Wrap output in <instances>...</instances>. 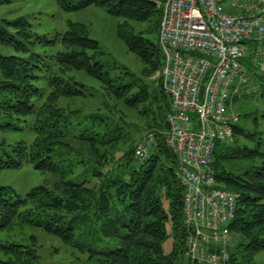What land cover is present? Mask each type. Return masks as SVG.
I'll return each mask as SVG.
<instances>
[{"label": "trees", "instance_id": "trees-1", "mask_svg": "<svg viewBox=\"0 0 264 264\" xmlns=\"http://www.w3.org/2000/svg\"><path fill=\"white\" fill-rule=\"evenodd\" d=\"M54 1L63 12L95 6L122 19L117 36L141 62V76L100 61L103 51L82 24L68 23L64 34L48 40L30 34L24 18L0 22V44L16 53L0 55V131L30 137L0 141V170L29 164L53 178L23 198L0 186V232L36 227L86 255L85 264H195L184 257L189 233L178 158L165 143L170 98L150 80L163 65L160 9L149 0ZM128 22L146 28L135 32ZM36 45L60 48L39 55ZM247 70L248 88L234 99L241 112L233 140L217 145L210 164L217 186L240 196L230 226L232 264H251L264 251V128L257 127L261 119L254 108L242 110L254 101L264 104V76L248 64ZM96 100L100 107L90 112L73 106ZM129 115L142 126L130 123ZM129 128L153 135L142 164L135 156L140 139ZM78 169L90 170V179L70 180ZM167 227L175 237L169 256L162 249ZM37 244L34 235L27 242H0V264H40Z\"/></svg>", "mask_w": 264, "mask_h": 264}, {"label": "built area", "instance_id": "built-area-1", "mask_svg": "<svg viewBox=\"0 0 264 264\" xmlns=\"http://www.w3.org/2000/svg\"><path fill=\"white\" fill-rule=\"evenodd\" d=\"M157 76L170 98L166 146L178 158L185 189V257L195 264H232L230 226L240 196L218 188L210 163L215 148L231 143L233 101L248 86L247 64L264 74V0H165ZM153 135L136 147L148 157Z\"/></svg>", "mask_w": 264, "mask_h": 264}, {"label": "rangeland", "instance_id": "rangeland-1", "mask_svg": "<svg viewBox=\"0 0 264 264\" xmlns=\"http://www.w3.org/2000/svg\"><path fill=\"white\" fill-rule=\"evenodd\" d=\"M3 1L4 0H0V22L3 20L13 22L17 19L24 18L30 24V34L35 37H46L48 40H53L64 34L67 30L68 23L82 24L86 26L89 37L96 40L103 51V56L100 61L106 64H116L125 67L131 73L141 76V62L133 54L128 52L126 46L117 36L118 25L122 24L123 20L109 15L105 9L90 6L76 12L67 13L63 12L54 0H6L8 1L7 3ZM149 1L155 3L156 7L159 8L161 12V6L165 0ZM128 26L135 32H142V30L146 28L143 24L132 22H128ZM9 31L12 32L13 30L9 29ZM59 48L60 47L54 48L52 46L36 45L33 51L39 55L49 56L53 55ZM0 55L7 57L16 55V53L11 47L0 44ZM158 72H156L150 80L160 85V80L157 76ZM75 77L86 84L98 88L96 83L82 75H75ZM79 105L83 107L84 111L88 112L100 107L98 100L88 101L87 103L80 102L79 104L77 101L73 104L74 108H77ZM252 108L256 110V115L261 119L257 126L261 130L264 128V121H262L261 118V115L264 113V104H262V101H254L250 108L244 104L242 110H251ZM232 110L237 114L239 122V112H241V110L238 112L237 106L235 105H233ZM129 116L130 123L142 126V122L137 117L133 115ZM127 131L130 132L134 139H140L136 145L146 136L145 131L138 132L135 128H129ZM29 138V134L26 131H0V141H5L10 144L22 139L28 141ZM220 145L222 147L225 146L224 144ZM117 155L120 157L121 153ZM256 163L258 165L260 162L257 161ZM90 176V170L78 169V171L70 177V180L81 182L90 179ZM52 180L53 178L51 175L35 171L29 164H24L20 169L0 170V186L11 188L15 194L21 198L37 186H49ZM30 235H34L38 240L37 249L40 257V264H85L86 255L77 252L75 249L64 246L58 239L46 235L36 227L17 226L9 231L0 232V242H27L28 236ZM174 241V233L167 227V239L162 246L165 256H169L172 252ZM104 246L106 248L112 247L110 242ZM251 264H264V251L256 255Z\"/></svg>", "mask_w": 264, "mask_h": 264}]
</instances>
